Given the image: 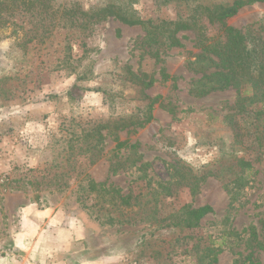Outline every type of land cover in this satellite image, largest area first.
Listing matches in <instances>:
<instances>
[{
    "label": "rangeland",
    "instance_id": "374dc122",
    "mask_svg": "<svg viewBox=\"0 0 264 264\" xmlns=\"http://www.w3.org/2000/svg\"><path fill=\"white\" fill-rule=\"evenodd\" d=\"M8 1L0 0V264H264V84L257 96L240 79L193 94L202 83L197 32L180 31L179 46H148L142 25L95 22L91 8L115 0ZM116 2L155 21L193 8ZM225 24L264 48V3ZM208 26V36L225 37L220 24ZM151 105L150 122L113 127L143 120ZM93 182L115 190L93 191ZM185 205L214 211L176 225Z\"/></svg>",
    "mask_w": 264,
    "mask_h": 264
},
{
    "label": "trees",
    "instance_id": "16d2710c",
    "mask_svg": "<svg viewBox=\"0 0 264 264\" xmlns=\"http://www.w3.org/2000/svg\"><path fill=\"white\" fill-rule=\"evenodd\" d=\"M159 2L162 4L177 2L193 8L191 14L185 19H160L157 21L153 18L142 19L132 5L119 4L116 0L104 6L91 8V11L95 17V22H100L107 17H115L128 25H142L146 31L145 42L151 47L155 44L179 46L183 43L182 37L178 35L180 31H196L201 52L197 57L196 63L198 64L195 71L202 73L197 81L202 83L192 88L191 92L197 96H205L213 91L229 88L238 79L250 82L256 90L254 95L259 94L261 88L259 84H264V48L250 45L245 34L231 27H226L225 21L236 15L246 5L257 2L264 3V0H227L216 4H212L208 0H159ZM16 3L17 0L8 1L9 6H14ZM3 5L5 4L0 3V12L4 9ZM204 20H207L210 25L220 24L223 26L225 37L208 36L209 26L204 23ZM155 53L159 54L158 52ZM135 77V83L140 85L142 89L151 86V82L147 83L144 80L145 77ZM152 111L151 105L149 115L143 120H134L133 117H128L115 121L113 127L123 129L139 121H141V125L148 123L153 119ZM259 111L264 112V103ZM91 190L108 192L115 190V188H111V186L106 188V182H93ZM114 200L112 196L111 201L114 202ZM101 208L105 209L106 207L102 205ZM184 208H186V218L182 222H176V225H181L184 222L188 227L193 226L214 211L211 205L199 207L185 205Z\"/></svg>",
    "mask_w": 264,
    "mask_h": 264
},
{
    "label": "crops",
    "instance_id": "0c3cea01",
    "mask_svg": "<svg viewBox=\"0 0 264 264\" xmlns=\"http://www.w3.org/2000/svg\"><path fill=\"white\" fill-rule=\"evenodd\" d=\"M49 234V232H47V235ZM46 237V236H45ZM68 244L70 245V246H72V242H68ZM76 247H77V245H76ZM89 263H91V262H84V264H89ZM49 264H68V262H65L63 259H61V258H59L57 261H54L53 263H49ZM82 264V263H81ZM94 264H96V263H94Z\"/></svg>",
    "mask_w": 264,
    "mask_h": 264
}]
</instances>
